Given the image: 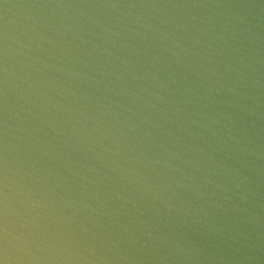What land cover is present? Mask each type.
Returning <instances> with one entry per match:
<instances>
[{
	"label": "water",
	"instance_id": "obj_1",
	"mask_svg": "<svg viewBox=\"0 0 264 264\" xmlns=\"http://www.w3.org/2000/svg\"><path fill=\"white\" fill-rule=\"evenodd\" d=\"M264 264V0H0V258Z\"/></svg>",
	"mask_w": 264,
	"mask_h": 264
},
{
	"label": "clouds",
	"instance_id": "obj_2",
	"mask_svg": "<svg viewBox=\"0 0 264 264\" xmlns=\"http://www.w3.org/2000/svg\"><path fill=\"white\" fill-rule=\"evenodd\" d=\"M2 264H8V257L6 254L3 257Z\"/></svg>",
	"mask_w": 264,
	"mask_h": 264
},
{
	"label": "snow or ice",
	"instance_id": "obj_3",
	"mask_svg": "<svg viewBox=\"0 0 264 264\" xmlns=\"http://www.w3.org/2000/svg\"><path fill=\"white\" fill-rule=\"evenodd\" d=\"M2 260H3V258H0V264H2Z\"/></svg>",
	"mask_w": 264,
	"mask_h": 264
}]
</instances>
